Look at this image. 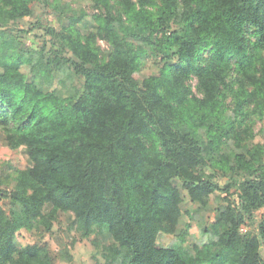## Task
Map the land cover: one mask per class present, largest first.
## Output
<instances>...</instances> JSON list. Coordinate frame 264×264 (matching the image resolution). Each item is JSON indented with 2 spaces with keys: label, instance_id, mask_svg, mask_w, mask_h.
Returning <instances> with one entry per match:
<instances>
[{
  "label": "clouds",
  "instance_id": "clouds-1",
  "mask_svg": "<svg viewBox=\"0 0 264 264\" xmlns=\"http://www.w3.org/2000/svg\"><path fill=\"white\" fill-rule=\"evenodd\" d=\"M0 264H264V0H0Z\"/></svg>",
  "mask_w": 264,
  "mask_h": 264
}]
</instances>
